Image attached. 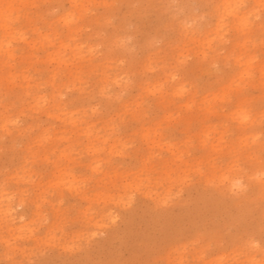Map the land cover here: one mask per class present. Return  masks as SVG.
Here are the masks:
<instances>
[{"label": "rangeland", "instance_id": "374dc122", "mask_svg": "<svg viewBox=\"0 0 264 264\" xmlns=\"http://www.w3.org/2000/svg\"><path fill=\"white\" fill-rule=\"evenodd\" d=\"M262 112L264 0H0V264H264Z\"/></svg>", "mask_w": 264, "mask_h": 264}, {"label": "snow or ice", "instance_id": "6c2138e0", "mask_svg": "<svg viewBox=\"0 0 264 264\" xmlns=\"http://www.w3.org/2000/svg\"><path fill=\"white\" fill-rule=\"evenodd\" d=\"M136 7H139V6H136ZM144 7H145V9H150V8L157 7V6L149 4V5H145ZM159 7H164V8L169 9L170 11L173 12V14L176 16V18L179 19V16L176 15V13H175V10L181 9V8L186 10V9H190V8H194V7H199V5H193V4H185V5L166 4V5H161ZM184 22L187 23L186 21H184ZM189 26H191V25H189ZM120 46L123 47V44H121ZM74 75H75V82H76L78 88L82 92H90V91H92L91 84H90L88 78L86 77V75L84 73L74 70ZM248 118H249L248 116L244 117L245 120H247ZM259 119H260V122L262 124H264V112H262L260 114ZM262 157H264V153H262ZM262 167H264V159H262ZM262 179H264V176H262ZM240 191H243V188L238 189V190H234V194H237ZM261 208H262V212H264V192L261 193ZM261 230L264 231V215H262ZM217 239L222 241L223 240V235L222 234L218 235Z\"/></svg>", "mask_w": 264, "mask_h": 264}, {"label": "bare ground", "instance_id": "6f19581e", "mask_svg": "<svg viewBox=\"0 0 264 264\" xmlns=\"http://www.w3.org/2000/svg\"><path fill=\"white\" fill-rule=\"evenodd\" d=\"M3 202H4V200L0 201V215L4 220L12 222L13 221V211H12L13 205H12L11 201L8 199L6 206L1 210V208H2L1 203H3Z\"/></svg>", "mask_w": 264, "mask_h": 264}]
</instances>
